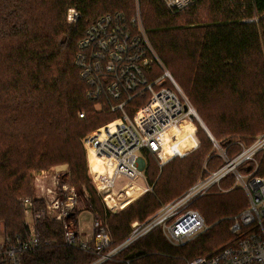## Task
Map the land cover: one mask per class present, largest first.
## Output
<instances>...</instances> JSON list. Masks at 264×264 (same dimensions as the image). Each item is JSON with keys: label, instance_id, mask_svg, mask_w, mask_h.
<instances>
[{"label": "trees", "instance_id": "trees-1", "mask_svg": "<svg viewBox=\"0 0 264 264\" xmlns=\"http://www.w3.org/2000/svg\"><path fill=\"white\" fill-rule=\"evenodd\" d=\"M71 9L80 15L75 24L67 21ZM139 12L156 55L215 139L248 145L264 133V0H193L181 11L169 10L163 0H0V222L7 236L26 238L20 199L36 201V177L62 167L107 223L112 249L134 222L146 221L198 181L212 153L203 131L196 154L162 167L148 156L146 177L154 190L120 212L107 209L90 176L82 139L118 115L88 99L90 87L75 61L78 46L103 16L131 21ZM243 195L237 189L213 192L194 202L209 229L183 245L171 244L156 228L104 264H188L209 256L234 240L229 228L247 207ZM39 231L52 245L24 255L22 264L96 260L65 245L61 223L47 218Z\"/></svg>", "mask_w": 264, "mask_h": 264}, {"label": "built area", "instance_id": "built-area-1", "mask_svg": "<svg viewBox=\"0 0 264 264\" xmlns=\"http://www.w3.org/2000/svg\"><path fill=\"white\" fill-rule=\"evenodd\" d=\"M163 2L169 10L181 11L193 0ZM79 18L75 9L68 11V23L75 24ZM75 61L90 87L88 99L98 103V110L105 108L118 115L82 139L90 176L109 211L114 212L107 198L114 192L121 193L131 185L144 187L142 195L153 192L146 177L148 156L154 157L162 167L175 158H186L200 150L199 126L212 144V153L191 188L162 205L146 221L134 222L126 240L113 249L108 225L99 216L93 214L90 238L79 229L80 195L70 178L58 174L53 185L45 187L42 181L48 173L37 176L36 201L20 199L26 214L27 236L13 239L3 228L0 264H22L24 255H35L51 246L52 242L39 231V225L47 218L61 223L65 245L96 256L92 264H104L156 228L162 230L171 244L183 245L209 229L203 214L192 208L194 202L215 190L229 193L236 189L245 192L248 207L231 219L229 231L234 240L188 264H264V133L248 145L215 139L156 55L139 13L131 21L121 14L98 19L79 43ZM157 66L163 71L158 72ZM137 100L144 103L139 107L133 105ZM177 127L180 129L176 133L164 137ZM94 160L103 162L102 171L94 169ZM211 160L212 164L216 162L215 169L208 166Z\"/></svg>", "mask_w": 264, "mask_h": 264}, {"label": "rangeland", "instance_id": "rangeland-1", "mask_svg": "<svg viewBox=\"0 0 264 264\" xmlns=\"http://www.w3.org/2000/svg\"><path fill=\"white\" fill-rule=\"evenodd\" d=\"M139 15L141 17V21H142V25H143V19H142V16H141V12H139ZM143 28H144V25H143ZM145 30V29H144ZM146 32V31H145ZM148 37V36H147ZM157 71L160 72V71H163L162 68L158 67L157 66ZM160 76V75H159ZM183 91V90H182ZM200 130L203 131V129L199 126ZM200 131V132H201ZM204 132V131H203ZM200 139V137H199ZM202 141V140H201ZM237 150V148H236ZM199 151V150H198ZM197 151V152H198ZM196 152V153H197ZM195 153V154H196ZM59 171H55L53 170L52 173L50 174H47V177L45 180L42 181V184L45 186V187H51L54 183V180H55V176H57L58 174H60L59 176H62V177H65L66 178H70L69 177V173L67 171L66 168L62 167L60 169H57ZM62 174H64L65 176H63ZM223 187H226L225 184H223ZM77 190H78V193L80 195V199H79V209H78V227L79 229L81 230V232L83 233H86L88 235H90L92 233V222H93V211H92V208L90 207L89 203H88V195L86 193V191L80 187V186H76ZM35 190H36V195L38 194V190H37V187H36V181H35ZM241 192V194L244 196V208L247 206L248 207V203L246 200L245 201V192L242 191V190H239ZM215 194L217 195H224V194H227V193H223V192H220L219 190H215L213 191ZM152 193V192H151ZM120 196V195H119ZM143 196V195H142ZM141 196V197H142ZM118 197V196H117ZM140 197V198H141ZM247 198V197H246ZM139 199V198H138ZM136 201V200H135ZM134 201V202H135ZM132 204V203H131ZM130 205V204H129ZM129 205H125V206H121L120 208L121 209H117L115 210L114 212H120L122 210H124L125 208H127V206ZM246 207V208H247ZM89 209V210H88ZM149 219V218H148ZM4 224L0 222V235L1 233H3V228H4ZM1 237V236H0Z\"/></svg>", "mask_w": 264, "mask_h": 264}, {"label": "bare ground", "instance_id": "bare-ground-1", "mask_svg": "<svg viewBox=\"0 0 264 264\" xmlns=\"http://www.w3.org/2000/svg\"><path fill=\"white\" fill-rule=\"evenodd\" d=\"M180 127L174 128L167 132L164 137L168 138L172 134L176 133ZM169 158L166 156L165 161L168 162ZM103 162L99 160H94L93 167L94 169H100L102 171L103 169ZM90 172V171H89ZM145 191L144 187L137 186V185H131L126 188L123 192H114L113 195L109 196L107 198V201L109 203V206L115 211L117 209H121V206L129 205L134 200H136L138 197H140ZM120 195V196H119ZM118 196V197H117Z\"/></svg>", "mask_w": 264, "mask_h": 264}, {"label": "crops", "instance_id": "crops-1", "mask_svg": "<svg viewBox=\"0 0 264 264\" xmlns=\"http://www.w3.org/2000/svg\"><path fill=\"white\" fill-rule=\"evenodd\" d=\"M89 210V209H88ZM93 213V212H92ZM85 234V236L87 237V238H90L91 237V234L90 235H88V234H86V233H84Z\"/></svg>", "mask_w": 264, "mask_h": 264}]
</instances>
